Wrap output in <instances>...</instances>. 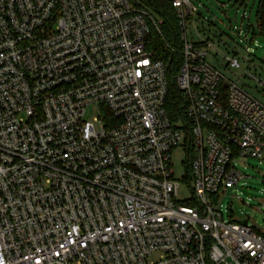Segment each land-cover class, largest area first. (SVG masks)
I'll return each instance as SVG.
<instances>
[{
	"label": "built area",
	"instance_id": "2783aa9c",
	"mask_svg": "<svg viewBox=\"0 0 264 264\" xmlns=\"http://www.w3.org/2000/svg\"><path fill=\"white\" fill-rule=\"evenodd\" d=\"M195 2L171 0L173 123L150 48L162 20L139 0H0V264H264V229L222 204L246 178L233 160L264 162V104L209 62L222 52Z\"/></svg>",
	"mask_w": 264,
	"mask_h": 264
},
{
	"label": "rangeland",
	"instance_id": "374dc122",
	"mask_svg": "<svg viewBox=\"0 0 264 264\" xmlns=\"http://www.w3.org/2000/svg\"><path fill=\"white\" fill-rule=\"evenodd\" d=\"M197 7L203 12L196 18L195 27L202 37L213 40L222 52V56H210L209 62L228 80L238 83L249 94L264 104V89H257V80L264 81V37L257 28V10L259 0H196ZM246 15L249 19L243 20ZM232 19V22H229ZM194 31V27L192 28ZM250 29V31H248ZM239 31L242 36L239 37ZM245 35H248L245 37ZM196 40L198 38L196 37ZM249 49V51H247ZM239 59L241 68L231 69L227 58ZM96 111L89 108L86 120L93 121ZM186 154L178 148L172 155V168L175 176L181 178L185 172L183 162ZM233 164L242 176L237 186L230 187L223 198L224 220L244 222L249 220L257 229H264V162L256 159H234ZM190 172H188L189 174ZM190 197L189 187L182 184L179 199ZM226 208L228 210H226ZM226 211V212H225Z\"/></svg>",
	"mask_w": 264,
	"mask_h": 264
},
{
	"label": "trees",
	"instance_id": "16d2710c",
	"mask_svg": "<svg viewBox=\"0 0 264 264\" xmlns=\"http://www.w3.org/2000/svg\"><path fill=\"white\" fill-rule=\"evenodd\" d=\"M143 7L154 12L161 20L160 33H154L150 48L157 60L167 67L169 90L165 108L173 123L185 122L186 101L183 93L173 84L183 62L180 51L182 45L178 39L177 17L171 0H139ZM259 35L264 37V0H259L257 10ZM172 49L176 50L173 52Z\"/></svg>",
	"mask_w": 264,
	"mask_h": 264
},
{
	"label": "water",
	"instance_id": "95a60500",
	"mask_svg": "<svg viewBox=\"0 0 264 264\" xmlns=\"http://www.w3.org/2000/svg\"><path fill=\"white\" fill-rule=\"evenodd\" d=\"M201 12H199V14H200ZM229 22H230V19H229ZM173 84L178 88V85H177V78H174L173 79ZM178 90H179V88H178ZM244 224H246V222H244Z\"/></svg>",
	"mask_w": 264,
	"mask_h": 264
}]
</instances>
